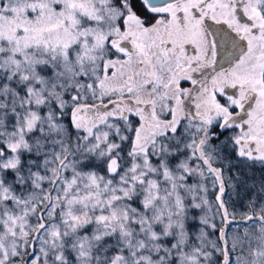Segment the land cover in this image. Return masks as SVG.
<instances>
[{"label":"snow or ice","instance_id":"1","mask_svg":"<svg viewBox=\"0 0 264 264\" xmlns=\"http://www.w3.org/2000/svg\"><path fill=\"white\" fill-rule=\"evenodd\" d=\"M0 264H264V0H0Z\"/></svg>","mask_w":264,"mask_h":264}]
</instances>
